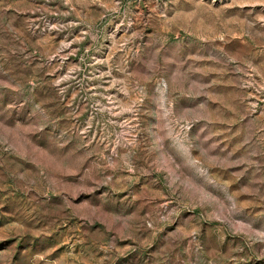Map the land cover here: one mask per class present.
<instances>
[{
  "label": "rangeland",
  "instance_id": "374dc122",
  "mask_svg": "<svg viewBox=\"0 0 264 264\" xmlns=\"http://www.w3.org/2000/svg\"><path fill=\"white\" fill-rule=\"evenodd\" d=\"M0 264H264V0H0Z\"/></svg>",
  "mask_w": 264,
  "mask_h": 264
}]
</instances>
